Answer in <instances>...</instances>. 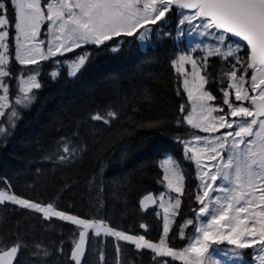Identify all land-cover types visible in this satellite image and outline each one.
Masks as SVG:
<instances>
[{
	"label": "snow or ice",
	"instance_id": "obj_1",
	"mask_svg": "<svg viewBox=\"0 0 264 264\" xmlns=\"http://www.w3.org/2000/svg\"><path fill=\"white\" fill-rule=\"evenodd\" d=\"M169 13L181 17L179 35L184 34L180 26L187 24L189 32L196 31L212 41L204 47L206 55L200 60L185 52L172 61L175 71L184 77V91L191 104V111H187L184 104L180 105L179 111L184 115L175 123L186 122L205 133L226 130L211 139L194 136L193 140L203 141L204 147H193L192 141L176 138L184 143L186 155L191 153L188 159L194 160L199 169L201 192L195 195V200L200 207L195 212L196 219L205 220L195 228L185 247L177 250L169 246L170 215L179 214L184 175L174 156L163 148L159 163L163 169L161 183L166 182L167 189L178 195L170 197L167 205L164 193L158 198L148 194L139 201L145 211L150 204H156L157 199L160 201L164 215L163 235L158 242L146 238L145 234L117 230L101 217L81 218L69 214L60 210L56 201L25 198L11 190L7 178L0 181L4 185L0 188V205L30 210L43 221L54 218L68 221L79 229L78 240L74 241L68 257L73 264H88L86 254L92 250L90 230L94 237L103 234L115 237L117 242L131 244L136 250H150L154 259L161 258L157 264H169L164 259L169 257L182 264H264V0H0V134L11 132L20 118L19 108L28 107L35 99L33 90L42 87L37 79L38 71L29 74L22 70V75L17 77L19 87L13 103L9 98L8 81L4 79L13 76L9 67L12 61L28 67L82 49L74 59L54 61L68 64L69 75L74 77L91 57L90 52L83 50L84 46L107 47L111 41V51L116 52L117 38L139 35L144 40L153 31L149 26L159 21L162 27L170 19L166 15ZM42 29L51 35L47 43L39 38ZM213 56L227 64L222 76L230 83L220 89L227 111L209 104L216 97L204 87L209 82L208 58ZM186 65L191 66L190 70ZM57 75L58 72H52L53 78ZM229 89H234V100L229 99ZM245 101L250 106H245ZM119 116V111L108 110L91 114L89 119L112 125ZM165 124L158 120L147 126L162 128ZM74 136L79 145V134ZM80 151L82 147L70 146L67 138L62 137L56 159L67 162ZM204 158L215 163L203 165ZM204 167L209 171H203ZM218 180L222 183L217 185ZM188 225H194V219H187L180 227L181 239L185 238L183 228ZM140 228L147 232L148 225L142 223ZM25 248L19 239L0 246V264H20L19 254ZM35 248L41 249L42 245L36 244ZM245 249L253 250L250 261ZM114 250V264H128L121 259L120 243L114 244ZM58 251L63 253L64 250ZM32 255L39 256L40 252L34 251ZM43 255L50 257L52 253L45 249ZM97 258V264H108L102 248L97 250Z\"/></svg>",
	"mask_w": 264,
	"mask_h": 264
},
{
	"label": "trees",
	"instance_id": "obj_2",
	"mask_svg": "<svg viewBox=\"0 0 264 264\" xmlns=\"http://www.w3.org/2000/svg\"><path fill=\"white\" fill-rule=\"evenodd\" d=\"M167 23L150 25L145 49L140 48L138 35L117 38L118 51L108 46H84L91 53L90 60L74 77H69L63 63L75 58L82 49L67 53L38 65L24 67L12 61V78H4L9 85V98L14 103L18 93L17 77L23 72L38 71L40 89H34L35 99L26 108H19L20 118L8 135L0 134V181L7 178L11 190L25 198L56 201L60 210L81 218L101 217L117 230L129 234H145L158 242L162 237V220L152 211H143L139 201L143 196L155 197L165 190L159 167L161 149L177 158L183 154V141H190L198 132L186 122L175 121L184 115L179 111L190 103L182 87V79L172 61L188 52V41L178 34V20L173 13ZM163 33H171L164 35ZM47 43L42 29L39 37ZM11 51V47H10ZM190 54V53H189ZM197 60L201 54L192 55ZM58 71L52 78L53 70ZM227 64L220 57L208 58L209 82L205 90L216 99L212 105L224 107L221 87L228 84L222 76ZM203 74V73H202ZM180 95H177V92ZM117 110L120 116L112 125L91 121V114ZM165 121L162 128L148 127L152 121ZM79 134V145L74 134ZM67 138L70 146L82 147L74 159L59 162V142ZM46 157H52L47 159ZM184 195L179 214L169 232V246L179 250L187 245L193 226L183 228L185 238L178 235L187 219H193L198 204L195 195L198 180L194 167L186 162L182 167ZM4 185L0 183V188ZM101 187L103 191H101ZM148 225L147 232L140 224ZM79 229L67 221H43L39 214L13 205H0V246L13 240L26 245L19 254L20 264H73L69 254L78 240ZM91 237L92 250L86 254L88 264H97V250L103 249L108 264H114V244L120 243L121 259L128 264H157L161 258L150 250H136L126 242H114L111 237ZM41 244V249L35 245ZM63 248V253L58 249ZM52 253L43 255L44 250ZM34 251L40 252L33 256ZM251 260V249H245ZM169 264H180L164 258Z\"/></svg>",
	"mask_w": 264,
	"mask_h": 264
},
{
	"label": "rangeland",
	"instance_id": "obj_3",
	"mask_svg": "<svg viewBox=\"0 0 264 264\" xmlns=\"http://www.w3.org/2000/svg\"><path fill=\"white\" fill-rule=\"evenodd\" d=\"M186 13H188V12H186ZM149 27H150V26H149ZM180 27L183 29L184 34H183V35H179V36H180V37H185V38L187 39V41H188V53H190V55L201 54L202 56H205V55H206V52L204 51V47H205L207 44H209V43L212 42V41H211V38L206 39V38L200 36L196 31H191V32H189V31H188L189 26H188L187 24H185V25H183V26H180ZM150 34H151V32H149V34L147 35V37H146L144 40H141V39L139 38V35H138V43H139L140 48L145 49V48L147 47L148 39H149V37H150ZM49 39H51V35H50V34H47V41H48ZM197 45H200V47H197ZM193 49H195V50L193 51ZM66 54H67V53H66ZM53 58H54V57H53ZM63 64H64V66L67 67V69H68V73H69V67H68V64H66V63H63ZM186 67H187L189 70H190V68H191L190 65H186ZM53 71L58 72L56 69L53 70ZM53 71H52V72H53ZM178 74H179V73H178ZM179 75H180V74H179ZM51 76H52V73H51ZM69 77L72 78V76H70V75H69ZM180 77H181V79H182V87H183V79H184V77L181 76V75H180ZM52 78H53V77H52ZM55 78H56V77H55ZM188 79L190 80V82L193 81V78H192L190 75L188 76ZM228 83H230V81H228ZM183 89H184V87H183ZM229 91H230V93H231L229 99H230V100H234V89H229ZM185 93H186V92H185ZM0 94H2V92H0ZM186 95H187V93H186ZM237 103H239V102H237ZM209 104L212 105V101H210ZM244 104H245V106H250V105L248 104L247 101H245ZM212 106H214V105H212ZM224 109H225V111H227V106H226V105H224ZM189 111H191V104H190ZM217 114H218V113H213V115H217ZM196 115L199 116V112H197ZM229 119H232V118L229 117ZM189 126H190V125H189ZM190 127H191V126H190ZM191 128H192V127H191ZM193 129H194V128H193ZM194 130H196V131L198 132V134H197L196 136L209 137V139H211L213 136L221 135L224 131H226L225 129H221L220 132H217V133H205V132H202V131L199 130V129H194ZM190 141H192V146H193V147H204V142H203V141H201V142H196V141L193 140V137H192V139H191ZM188 156H191V153H187V155H186L185 147H184V144H183V154H182L181 156L175 158V159H176L177 162L179 163L181 170L183 169L182 167L184 166V164H185L186 162H190V163L193 165V167H194V171H195V176H196V179L198 180V189H197V193H198V192H201V187H200V186H201V184H202V181L199 179V175H198L199 169H198V167H197L195 161H194V160H191V159H188ZM213 163H215V162H214V161H209V160H207L206 158H204V159L202 160V164H203V165H211V164H213ZM161 170H162V173H163V169H161ZM203 171H209V168H208V167H204V168H203ZM213 171H214V169H213ZM206 179H207V178H206ZM220 183H222V181H219V180H218V181H217V185L220 184ZM161 193H164V202H165L166 205L169 203V198H170V197L175 198V197L178 195L177 193H175V192H170V191L167 189V187H166V182H165V190L162 191V192H160V193L156 196V198H158L159 195H160ZM213 195H215V193H214ZM173 202H174V201H173ZM159 203H160V201H159V199H157V209H156L155 211H153V212H155V214L159 213V215H157V216L162 220V223H163L164 210H163L162 208L159 207ZM197 204H198V207H197V209H198V208L200 207V204H199L198 202H197ZM170 212H171V209H170ZM174 219H175V216L172 217V216L170 215L171 226H172V223L174 222ZM193 219H194V225H191V226H193V232H192V235L190 236V238L188 239V242H189V240L192 238L193 233H194V231H195V228H196V227H199V225H200L202 222H204V220H205V218L196 219V212H195V214H194V218H193ZM67 222H68V221H67ZM69 223H70V222H69ZM188 226H190V225H188ZM162 230H163V224H162ZM162 232H163V231H162ZM90 234H92L91 230H90V232H89V235H90ZM92 235H93V234H92ZM162 235H163V233H162ZM111 238L114 240V242H117L115 237H111ZM119 242H123V241H119ZM188 242H187V243H188ZM252 251H253V250L251 249V253H252ZM169 259H171V258L169 257ZM175 261L178 262V263H180V264H182V262L179 261V260H175Z\"/></svg>",
	"mask_w": 264,
	"mask_h": 264
},
{
	"label": "water",
	"instance_id": "obj_4",
	"mask_svg": "<svg viewBox=\"0 0 264 264\" xmlns=\"http://www.w3.org/2000/svg\"><path fill=\"white\" fill-rule=\"evenodd\" d=\"M185 12H188V10H184ZM153 195V194H152ZM153 197H155L154 195H153ZM156 198V197H155ZM141 207V206H140ZM142 209V208H141ZM157 209V203L156 204H150L149 205V207H148V209H147V211H155ZM143 210V209H142ZM143 211H145V210H143ZM147 211H145V212H147ZM72 262V261H71Z\"/></svg>",
	"mask_w": 264,
	"mask_h": 264
}]
</instances>
